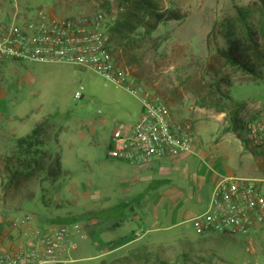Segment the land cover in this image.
<instances>
[{
	"label": "rangeland",
	"instance_id": "1",
	"mask_svg": "<svg viewBox=\"0 0 264 264\" xmlns=\"http://www.w3.org/2000/svg\"><path fill=\"white\" fill-rule=\"evenodd\" d=\"M18 1L31 13L42 8L75 20L100 18L110 36L109 28L131 0ZM155 1L162 8L186 12V18L160 24L150 35L137 29L128 40L110 38V47L129 80L158 95L169 107L173 123L192 135V149L186 152L190 154L179 162V173L174 175L181 187L173 192L182 191L185 201L164 209L150 203L135 205L141 219L120 201H110L92 213L99 220L92 232L86 229V220L78 222L85 237H73L77 249L72 264H98L116 257L117 264H264V222L244 236L199 233L192 222L206 210L215 182L226 174L238 175L233 167L250 150L243 142L246 131L240 130L239 137L233 121L250 124L264 114V68L259 67L262 73L256 76L230 64L223 55L228 41L238 40L255 59L264 60V0ZM79 86L83 97L76 100L73 93ZM139 98L124 84L89 68L0 62V218L14 220L26 200L35 197L34 184L50 179L36 165L25 169L26 156L17 148V139L38 126L42 145L32 148L44 154L36 152L38 161L47 168L58 157L60 174L63 160L81 180L77 194L98 199L99 189L81 183L86 179L97 183L110 175L107 152L113 133L137 120L142 111ZM14 171L22 175L9 182ZM157 175L134 191H163L168 183L157 182ZM115 179L110 176L113 189ZM152 209L162 215L158 224L151 220ZM51 224L72 226L70 218ZM49 226L42 223L39 228ZM11 230L15 232L11 239L23 231L18 226ZM130 238L135 242L119 246ZM20 239L18 234L10 248L19 247ZM104 246H112L114 253L99 256V247ZM86 248L87 256L81 252ZM90 256L94 258L84 259Z\"/></svg>",
	"mask_w": 264,
	"mask_h": 264
},
{
	"label": "built area",
	"instance_id": "2",
	"mask_svg": "<svg viewBox=\"0 0 264 264\" xmlns=\"http://www.w3.org/2000/svg\"><path fill=\"white\" fill-rule=\"evenodd\" d=\"M28 8L19 5L18 0H0V62L85 67L115 84H124L132 95H140L142 111L134 123L115 131L107 152L109 158L141 166L191 151V133L173 123L166 103L155 93L146 92L143 85L130 81L115 61L110 36L100 18L75 20L42 8L31 13ZM73 97H83L82 86ZM246 140L264 151V114L248 125ZM192 222L203 234L247 235L264 222V191L253 180L224 177L214 186L206 210ZM22 235L35 239V247L3 250L0 264H58L62 252L76 247L73 237H84L76 225L23 230Z\"/></svg>",
	"mask_w": 264,
	"mask_h": 264
},
{
	"label": "crops",
	"instance_id": "3",
	"mask_svg": "<svg viewBox=\"0 0 264 264\" xmlns=\"http://www.w3.org/2000/svg\"><path fill=\"white\" fill-rule=\"evenodd\" d=\"M188 154L190 153H182L170 158L155 159L151 161V163L141 166L131 165L119 160L111 159L107 156L112 161L110 163V175H104L97 183L88 179L84 181L86 183H81L86 188L89 187L99 189L98 199L91 197L90 194L88 197L77 194V186L81 180L70 168L63 164L62 160V170H60V174L58 173L54 179H49L47 181H43L42 183H35L33 186L36 192L35 197L33 200H26V205L21 208L19 215L16 216L14 220L10 217L6 220L0 218V252L12 247L18 234L21 238L19 242L22 241L19 243L21 244L19 247H35L36 240L24 237L22 235V231L15 234L14 238L11 239L10 236L15 233L11 230V226H18L29 232L34 228H39L42 223H48L50 226L46 229H52L57 226L51 223L63 222L65 219L70 218L71 224L76 226H78L79 221L86 220V229L92 232L93 228L99 223L97 217L94 216L95 214L92 213L95 211H101L105 206H108V203L112 200L120 201V203H122L123 206H126L133 214L134 218L139 219L142 217L139 215L138 208H136L135 205L145 206L150 203L151 205H155V207H153L155 209H157L156 207H162L163 209L165 207H175V204L183 205L185 200H182L181 198L185 197V194L182 191L173 192V189L175 190L176 188L181 187L179 186L180 183L176 181L174 175L179 173L178 164L182 159L184 160ZM262 162H264V151L260 148L251 147L247 154L244 155V161L240 163V165L233 167L239 174L236 175L230 173L223 177L235 176L238 178L253 180L260 190L264 191V164ZM155 173H158L156 181L161 182L160 184L162 185L166 182L168 183L167 187L170 188L165 189L167 187H163L162 189L164 190L157 193H149V191L146 190L141 193L134 191V189H136L140 184L145 185L146 183L155 181ZM111 175H114L116 178L114 182V189L112 187L113 183L110 181ZM65 176L67 177L65 178ZM107 178H109V180H107ZM221 179L222 177L215 182V185ZM18 184L21 187L23 185V181H20ZM209 198L207 200V204ZM187 199H190V197ZM180 200L182 201L177 203ZM149 215H151V220H156L155 222L157 224L159 220L162 219V215L157 211H153V209L149 212ZM148 217L144 216L143 218L147 220ZM60 225L66 224H59L58 226ZM116 225L117 223L113 224V226ZM133 242H135V239L130 238L119 246H129ZM93 245L97 246V243H94ZM99 248V256L109 255L113 252L112 246ZM76 249L77 248L75 247L70 251L62 252L59 255L61 262L58 264L74 263L76 259L73 258V254ZM87 251L89 250L86 248L82 249L81 252L87 256ZM92 258L94 257L90 256L84 259L90 260ZM118 262L119 259L116 257L107 261L100 260L98 264H117Z\"/></svg>",
	"mask_w": 264,
	"mask_h": 264
},
{
	"label": "trees",
	"instance_id": "4",
	"mask_svg": "<svg viewBox=\"0 0 264 264\" xmlns=\"http://www.w3.org/2000/svg\"><path fill=\"white\" fill-rule=\"evenodd\" d=\"M186 16L187 13L179 9L162 8L155 0H131L114 24L109 28L110 38L128 40L129 34L135 32L137 29H142L144 34L150 35L160 24L170 21H179L186 18ZM223 55L230 64L243 68L256 76H260L262 73L259 67L264 68V60L260 61L255 59L238 40H229L226 49L223 51ZM248 125L249 123L234 120L232 128L240 137L239 131H247ZM41 132L42 127L38 126L34 128L29 135L18 138L17 148L26 156V159L24 158L25 169H29L31 166L36 165L41 171L44 169L46 170V176L48 178L54 179L59 173V158L55 157L52 162L47 165V168H45V166H43L44 162L38 161V156H36L37 152V155L39 153L44 157L43 152H38V149L32 150L33 147L42 145V141L39 138ZM243 142L251 149L252 146L248 144L246 137H243ZM20 175H22V173L19 171L12 172V175L9 177V182H12L13 179ZM218 235L225 236L224 234Z\"/></svg>",
	"mask_w": 264,
	"mask_h": 264
}]
</instances>
